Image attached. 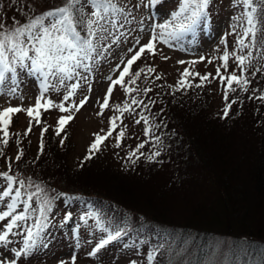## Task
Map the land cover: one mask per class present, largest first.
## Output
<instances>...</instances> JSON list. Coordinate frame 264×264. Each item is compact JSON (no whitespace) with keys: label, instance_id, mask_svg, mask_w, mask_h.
I'll return each mask as SVG.
<instances>
[{"label":"snow or ice","instance_id":"obj_1","mask_svg":"<svg viewBox=\"0 0 264 264\" xmlns=\"http://www.w3.org/2000/svg\"><path fill=\"white\" fill-rule=\"evenodd\" d=\"M163 0H62L59 6L48 8L46 4L23 3L22 0H8V3L0 2V97L9 100L18 98L23 101V85L27 79L37 81L38 96L34 106L26 109L27 115L41 123V109L45 111L58 108L60 112H70L71 109L79 111L89 100L84 96L79 104H70L65 107V102L70 101L74 94L81 89V82L87 83L89 76L101 67V57L105 60L107 55L113 51L112 46L119 48L120 53L126 57L120 63L110 65V71L119 72L116 79L111 75L107 77L110 86L106 90L101 109L109 107V98L114 92V87L119 85L127 94L143 93L147 95L152 88L143 89L137 87H125V85H137L138 78L144 73L141 68L132 71L135 62L141 59L142 54L155 55L157 43L172 48L177 44L184 50L183 41L194 36L198 30H207L211 27L210 5L213 0H178V6L169 13L167 18L155 21L149 13L145 19L137 20L134 11L144 7H159ZM8 5L13 7L23 20L17 16L7 17ZM17 5H19L17 7ZM233 8L238 9V14L230 18L228 35L235 37L231 51L225 50L218 57L222 64L216 69V77L222 82L226 81L227 88L224 91L226 106L223 109V118H229L232 105H242L244 99L237 96L229 102V92H242L247 94L248 100L264 102V87L258 80L264 77V65L260 67L254 63V56L259 55L264 60V0H233ZM43 9L37 11V9ZM158 14V13H157ZM147 29V30H146ZM223 36V34H222ZM131 37V39H129ZM146 42L142 43L141 41ZM130 44L131 47H123L122 44ZM222 45H227L225 38L221 39ZM240 53L237 54L236 48ZM252 49H258L254 52ZM230 56L234 58L235 68L240 74L233 71L226 76L221 75V67L229 68ZM165 60L169 57L164 56ZM206 57L199 60L177 61L179 64H188L181 73V77L174 87L175 91L188 88H201L209 81L211 73L201 75L199 72H191L190 67L202 62ZM209 64L213 59H208ZM247 62V63H246ZM123 65V66H122ZM122 66V67H121ZM155 68L147 66V73H153ZM126 77L128 79L126 80ZM199 77V83H192L186 79ZM156 80L161 79L159 75ZM75 81V82H72ZM254 81L256 83L254 84ZM72 82V83H69ZM235 85V87H234ZM259 89V91H258ZM51 91L63 90L66 94L62 96L60 103L47 98ZM91 91V85L88 86ZM45 102L42 103L41 101ZM159 103L157 100L148 98L147 102L132 96L130 102L115 105L119 115L110 117V128L106 135H95V141L88 149L85 160H91L96 152L101 150V145L112 136L117 128V121L121 120L125 113L133 116L134 124H144V135L146 140L136 145L135 149L129 151L123 161L136 165L144 157L148 162H159L161 151L156 150L145 154L141 150L146 144L151 145L154 141L160 143V136L156 129L166 127L161 119L153 124L145 111L151 113L152 106ZM137 109H142L137 111ZM24 109L19 106H9L0 111V125L3 130L2 143L9 145V125L11 114L20 113ZM163 112V108L160 109ZM98 114H102L98 113ZM153 116L158 115L152 113ZM138 117V118H137ZM73 119V115L61 116L55 135L59 137L64 131L67 122ZM32 120L28 129L24 132L27 136L32 131ZM48 128L43 127L40 133L38 155L45 153V133ZM125 129L121 128L115 137L114 147L120 148ZM64 139H60V145H64ZM20 144L21 141H15ZM5 154L0 150V157ZM24 157V149H18L15 157L20 162ZM35 163V161L25 164ZM84 166L82 161L80 167ZM11 163L7 170L0 172V222L7 220L0 227V264H27L41 248L48 247L50 229L55 226L64 227L74 222L73 213L64 211L60 220L55 213L59 210V202L62 200L68 204L67 194L52 188L46 182L33 179L32 176L23 175L19 169L12 172ZM79 199V197H77ZM89 219H93L95 228L99 234H94L96 243L87 253L90 257H96L113 243H124L125 248H130L137 259H131L129 264H264V245L249 242L247 239L225 241H213L207 246L208 250L203 257L198 254L201 246L197 243L199 237L192 232L176 231L160 226H155L154 233H148L141 239L140 236L149 227L143 216L133 218L123 215L119 220L109 219L106 214L96 210H88L79 216V221L87 225ZM79 223L71 229L76 237L74 247H80L81 232ZM155 237V243L152 242ZM19 240V243H17ZM88 243V241H85ZM146 249V252L142 251ZM247 258V259H245ZM77 257H71V264H76ZM59 264H67L63 259Z\"/></svg>","mask_w":264,"mask_h":264},{"label":"trees","instance_id":"obj_2","mask_svg":"<svg viewBox=\"0 0 264 264\" xmlns=\"http://www.w3.org/2000/svg\"><path fill=\"white\" fill-rule=\"evenodd\" d=\"M0 2L7 4L8 0ZM36 2L52 8L59 6L62 0ZM6 12L9 22L12 16L24 19L11 5ZM0 15H4V10H0ZM254 63L260 67L264 60L255 55ZM156 76V69L153 73L145 70L138 78L139 84L132 87H148L153 91L147 95L133 93L131 97L136 96L145 102L149 97L159 101L152 106L151 113L145 111L144 114L153 124L162 119L166 127L155 130L160 136L159 144L154 142L153 146L141 150L145 154L160 150L159 162H148L141 157L136 165L125 163L122 158L135 149L134 143L143 141V138H129L125 133L120 148L114 147L116 141L111 139L109 144L101 145V150L91 160H85L84 156L73 166L68 162L73 148L70 122L57 137L56 127L51 126L50 118L43 113L39 125L32 121V131L27 136L23 134L29 124L12 117L8 146L2 143L3 130L0 129V150L5 154L0 157V172L7 170L11 163L12 172L19 169L23 175L66 193L68 204L62 200L59 202V208L62 204L64 209L58 210L56 217L64 211L84 215L88 210H96L117 220L122 214L133 218L143 216L150 226L145 228L141 239L154 233L155 226L195 233L201 246L200 257L205 255L213 239L225 242L247 239L264 245V102L248 100L247 94L239 91L229 92V102L237 96L244 102L232 105L229 118L225 119L223 109L226 102L223 98L221 108L215 107L210 80L201 88L175 91L164 80H156ZM186 79L192 83L200 82L192 77ZM258 82L264 87V77ZM222 87L225 91L227 83L223 82ZM161 108L163 112H160ZM141 124L144 127L143 122ZM43 127L48 128L44 138L45 153L37 158ZM36 135L37 146L34 142ZM61 138H65L63 146L60 145ZM17 139L20 144L15 142ZM21 147L24 157L17 162L15 157ZM25 161L35 163L25 164ZM82 161L84 166L80 167ZM1 223L6 224L7 220ZM94 224V220L89 219L87 225ZM50 233L48 247L41 248L28 261L48 263L49 256L60 247L69 243L74 246L63 227L51 228ZM127 239L102 250L93 264H111L116 259L122 260L121 264H129L131 259H137L130 248L123 246ZM152 242L155 243V237ZM142 251L146 252V249ZM66 258H58L53 264H59L60 259L71 264V259Z\"/></svg>","mask_w":264,"mask_h":264},{"label":"rangeland","instance_id":"obj_3","mask_svg":"<svg viewBox=\"0 0 264 264\" xmlns=\"http://www.w3.org/2000/svg\"><path fill=\"white\" fill-rule=\"evenodd\" d=\"M126 3H131V0H124ZM233 0H213L212 5H210L211 11V27L207 30H198L197 33L191 38H186L183 41L184 50H180L181 46L177 44L175 47H168L167 45H162L157 43V49L155 55H149L147 52L142 54V57L138 62L133 65L132 71H138L141 68L147 70V66H152L156 69L157 75L161 77L160 80H164L170 86H176L177 82L181 77V73L184 71L185 67H189L188 64H179L177 61L183 60L191 62L193 60H199V57L203 56L206 59L202 62L195 64L190 67L191 72H199L201 75L211 73L209 80L212 83L214 88V104L216 108H221L223 102L224 88L222 87V81L216 77V69L222 64V61L218 57L222 54L223 51H231L233 41L235 37L228 35V30L230 26V18L238 14V9L233 8ZM178 6V0H163V3L157 7H144L134 11V15L137 20L145 19L146 23L149 13L154 17L155 21H161L163 18H167L169 13L175 10ZM158 13V14H157ZM147 30V29H146ZM223 34V36H222ZM228 41L227 45L221 44V39L225 38ZM131 39V37H129ZM142 43L146 42L145 40L141 41ZM123 47H131L130 44L124 43ZM113 51L110 55H107L105 60L104 57H101V67L99 70H96L89 76L87 83L81 82L82 87L74 94L73 98L70 101L65 102V107H68L70 104H79L80 99L84 96L89 97L88 102L76 111L74 108L70 112H60L58 108H51L45 111L43 108L41 111V116L44 113L50 118V124L54 128L58 127V120L61 116L64 115H73V119L70 122V133L73 140V148L69 155L68 162L74 166L77 160L81 159L84 156L88 155V149L90 145L95 141V135H106L110 128V117L113 115H119L115 110L116 104H123V102H130L132 98L130 94H127L123 88L119 85L114 87V92L109 98V107L106 109H101V104L103 103V98L106 95V90L110 86V81L107 79L109 75L113 79H116L119 75V72L110 71V65H115L120 63L122 59L130 57L131 54H128V57L124 53H120L119 48L115 45L112 46ZM237 54H246L240 53L239 48L236 49ZM167 56L169 59L165 60L163 57ZM208 59H213V63L209 64ZM146 63V64H145ZM149 63V64H147ZM123 66V65H122ZM121 66V67H122ZM233 71H236V74H240L239 70L235 68L234 58L230 56L229 68L225 70L221 67V75L226 76L231 74ZM128 77H126V80ZM199 81V77L195 78ZM75 82V81H72ZM69 82V83H72ZM226 83V81H224ZM139 84L137 80V85ZM37 81L33 79H27V82L22 86L23 87V101L18 98H13L9 100L7 97H0V111L9 106H19L24 110L20 113L11 114L12 117H18V119L23 124H29L30 120L34 121L27 115L26 109L30 106H34L36 98L38 96V89L36 87ZM91 85V91L88 90V86ZM133 85H125V87H132ZM174 88V87H172ZM175 89V88H174ZM66 94L63 90L60 91H51L47 94V98H51L56 103L63 102L62 96ZM42 103L45 101L42 100ZM102 114H98L101 113ZM40 116V118H41ZM138 118V117H137ZM117 128L113 131L111 137L105 140L103 143L109 144L111 139L119 134L121 128L125 129V133L129 135V138L141 139L143 141L147 138L144 135V127L142 124H134L133 116L125 113L121 120L117 121ZM2 129V125H0ZM35 145H38V136L34 139ZM154 141L151 145L146 144L147 147H151L154 144ZM138 143H134V148ZM145 146V147H146ZM132 149V148H131ZM59 211L64 209V206L60 204ZM63 212L59 213L56 217L57 220H60L63 216ZM78 214L73 215L74 222L79 223V230L81 232L80 247L76 248L73 245L66 244L59 249L56 253L49 256L47 259L48 263L44 264H53L58 258L71 259L73 255L77 257L76 264H93L95 257H90L87 255L91 248L96 243V240L93 239L94 234L98 235L99 230L95 228L94 225H86L79 221ZM75 223L70 222L67 226L63 227V230L71 240V242L76 244V237L72 233L71 229L75 226ZM0 227L2 223L0 222ZM60 226H55L53 229L58 230ZM88 241V243H85ZM19 240H17V243ZM110 254V253H109ZM113 255V254H112ZM58 257V258H56ZM111 258V256L109 255ZM51 260V262L49 261ZM113 260L111 264H121L122 260ZM92 261V262H90ZM27 264H33L27 260ZM43 264V262H42Z\"/></svg>","mask_w":264,"mask_h":264}]
</instances>
